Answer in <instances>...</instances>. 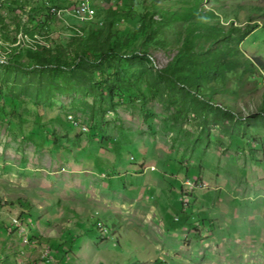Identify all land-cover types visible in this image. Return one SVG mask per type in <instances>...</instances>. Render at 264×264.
<instances>
[{
  "label": "rangeland",
  "instance_id": "374dc122",
  "mask_svg": "<svg viewBox=\"0 0 264 264\" xmlns=\"http://www.w3.org/2000/svg\"><path fill=\"white\" fill-rule=\"evenodd\" d=\"M153 1L186 5L172 11L178 17L165 36L168 44L152 46L150 59L135 63L148 80L144 86L152 88L145 104L120 102L113 111L88 89L23 90L25 103L38 102L40 111L52 103L64 120L72 113L86 125L76 133L65 123H48L40 134L56 135L60 149L20 133L28 123L37 125L33 114L24 113L22 126L10 108L0 114V264H264V118L258 112L264 73H228L238 102L218 96L219 102L241 115L214 108L182 116L188 94L172 89L162 74L180 45L172 30L187 31L191 22H198L195 34L233 33L219 35L213 48L238 44L248 58L264 59V0H133L132 8L144 12L140 3ZM57 2L68 11L53 15L49 37L68 39L85 18L74 15L73 3ZM92 2L103 29L107 13L127 10L131 0ZM19 38L23 45L30 39ZM8 59L0 56V76ZM71 81L69 75L59 79L62 85ZM14 84L6 86L20 88Z\"/></svg>",
  "mask_w": 264,
  "mask_h": 264
},
{
  "label": "trees",
  "instance_id": "16d2710c",
  "mask_svg": "<svg viewBox=\"0 0 264 264\" xmlns=\"http://www.w3.org/2000/svg\"><path fill=\"white\" fill-rule=\"evenodd\" d=\"M132 2L133 0L128 4L130 8L125 11L120 7L109 11L104 19L103 29L97 27L99 18H96L97 10L94 6V16L85 18V25L79 31L71 30L69 38L61 40L49 37L53 19L50 6L60 8L61 4L57 0H0V56L9 54L0 76V114L6 113V109L10 108V114L17 115L21 126L25 122L22 120L24 113L33 114L37 125L33 127L28 123L30 128L26 132L21 130L20 133L31 142L60 149V139L56 135L51 133V138L48 139L44 137L47 134L45 130L40 134L42 129L49 126L48 123H65L76 133L83 132L82 127L86 125H82L72 113L64 120L59 111L53 110L52 103L43 105L42 111L36 101L25 103L20 99L23 90L37 88L38 94L41 92L47 95L88 89L97 97L100 96L103 102H107L113 111L116 103L120 102L126 104L137 100L145 104L151 97L152 88L149 85L144 86L148 80L142 77V68L135 66V63L150 59L147 51L152 46L165 47L168 44L165 36L171 31L174 18L178 17L172 16V11L186 4L177 5L178 2H173L162 7L155 1L150 5L140 3L145 7L142 12L134 10ZM195 23L198 22H191L187 31L172 30L177 32V43L180 45L176 55L162 71L172 89L180 86L188 94L187 101L180 105L178 116L190 110L202 115L214 108L219 111L238 112L241 115L236 107L225 103L227 100L238 102L236 96L240 95L238 86H228V73L239 69H242L241 76L255 71L264 73V59L260 55L248 58L238 44L226 43L213 48L219 35L226 38L233 37V33L218 32L219 35L214 37L195 34ZM199 23L213 26L207 22ZM219 28L224 30V27ZM20 34L30 38L25 45L21 44ZM201 41H205L206 47L200 44ZM140 45L142 47L139 49ZM65 75L71 77V84L59 83V79ZM150 78L148 76L149 80ZM10 81H14V85H19L20 88H8L6 84ZM123 85L134 89V95L126 93ZM218 96L226 98L225 101L219 102ZM258 112L264 118V97ZM227 115L231 120L235 119L233 115ZM88 124L89 132L92 133L95 129L92 117ZM48 142L51 144L47 145ZM113 144L116 150L120 149L116 142ZM92 163L98 165L99 161L94 158ZM183 177L186 178V175Z\"/></svg>",
  "mask_w": 264,
  "mask_h": 264
},
{
  "label": "built area",
  "instance_id": "2783aa9c",
  "mask_svg": "<svg viewBox=\"0 0 264 264\" xmlns=\"http://www.w3.org/2000/svg\"><path fill=\"white\" fill-rule=\"evenodd\" d=\"M68 2L73 3L71 11L76 17L80 18H89V16H94L93 14V0H91L90 5H83L80 3V0H67ZM68 11V9H59L56 6H50V13L54 16H61L63 11Z\"/></svg>",
  "mask_w": 264,
  "mask_h": 264
},
{
  "label": "bare ground",
  "instance_id": "6f19581e",
  "mask_svg": "<svg viewBox=\"0 0 264 264\" xmlns=\"http://www.w3.org/2000/svg\"><path fill=\"white\" fill-rule=\"evenodd\" d=\"M80 3L83 4V5H89V1L88 0H81Z\"/></svg>",
  "mask_w": 264,
  "mask_h": 264
}]
</instances>
